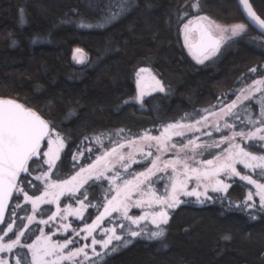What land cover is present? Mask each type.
I'll use <instances>...</instances> for the list:
<instances>
[{
  "label": "trees",
  "instance_id": "1",
  "mask_svg": "<svg viewBox=\"0 0 264 264\" xmlns=\"http://www.w3.org/2000/svg\"><path fill=\"white\" fill-rule=\"evenodd\" d=\"M250 2L264 19V0ZM201 15L246 25L203 63L182 40L184 24ZM74 47L87 54L84 61L72 59ZM262 66L264 35L246 22L236 0H0V96L30 106L49 122V131L61 135L64 145L49 168L53 179H66L90 161L93 151L84 150L79 160L74 155L92 135L120 129L135 137L166 123L192 121L202 109L226 105L263 78ZM139 67L152 69L165 89L149 93L142 103L133 98ZM246 147L264 152L262 145ZM44 161L42 154L28 161L29 171L16 183L23 191L14 189L0 223L5 244L19 240L4 250L7 264H32L28 246L41 230L68 241L86 229L100 207L92 201L101 203L102 181L80 189L77 197L88 203L81 218L55 225L59 210L48 200L34 211L23 196L42 192L44 181L37 177L48 168ZM238 171L264 184V170L238 166ZM228 181L226 191L212 192L202 202L184 197L157 230H163L161 237L148 239L150 228L137 237L122 233L131 243L105 249L91 264H264V211L257 189L239 176ZM249 192L253 208L244 204ZM74 201L62 197L59 205Z\"/></svg>",
  "mask_w": 264,
  "mask_h": 264
},
{
  "label": "rangeland",
  "instance_id": "2",
  "mask_svg": "<svg viewBox=\"0 0 264 264\" xmlns=\"http://www.w3.org/2000/svg\"><path fill=\"white\" fill-rule=\"evenodd\" d=\"M203 16L207 18L213 31L223 36L222 42L224 36L232 35L233 26L243 24L242 22L223 23L209 16ZM77 49L81 50L80 53H77ZM71 56L74 61H84L87 58V54L79 47L72 49ZM140 69H146L147 71L140 73ZM138 73H140L139 76ZM153 77H155V80H159L152 69L148 67L137 68L135 72L137 90L133 98L138 103L141 101L136 97L141 90L144 91L145 97L153 92V88L156 87ZM262 79L264 77L260 80ZM138 80H141L140 84L137 83ZM257 87L261 90L256 91ZM245 96L249 98L244 99ZM233 102H236V107L232 108V114L228 115L226 113H228L229 106ZM250 102L254 103L253 108ZM262 109H264V84H251L240 90L233 100L226 105L221 106V104H218L212 109H202L200 117L198 116L192 121L166 123L154 132L147 130L135 137L124 136L120 129L92 135L91 139L81 146V150L76 152L74 157L79 160L84 154V150L85 152L93 151L94 155L91 156L89 162L83 164L80 169L66 179L51 178L49 174L51 166L46 163L48 168L40 176L44 181L42 192L37 196H28L32 200L42 197L43 200L52 201L55 204L56 209L59 210L55 225L59 226L66 223L69 217H82L88 203L85 202L83 196L78 198L77 195L84 184L102 181L103 186L100 188L102 193L101 203L89 200V204H92L90 201L94 204H100L97 214L86 227L87 229L88 226L96 224L91 231V235L86 229L79 230L75 234L76 237L69 238L72 243H67L69 240L59 241V239L53 238V235L47 234L44 229L41 230L30 244L37 249L48 248L50 251L49 255H43L41 251L40 264H91L94 258H98L105 251L102 244H92L93 238L97 241L107 239V235L111 234L109 232L106 235V230L109 229H114L116 235L121 237H123L122 233L123 235L130 234L132 231L139 232L145 228H150V231L156 232L163 223H153V218L156 217L159 220L158 214L161 211H166L168 217L171 209L167 207V203H157L156 201L157 199L167 200L172 192L174 181L178 185L176 195L180 201L184 197H191L195 201L201 202L211 196L212 192H217L213 189L220 187L218 181L228 185V180L234 176L230 175L227 169L217 171L220 165L233 164L238 171V166L245 167V164L259 162L258 160L252 161L251 156H264V152H251L246 147L249 144H258L264 148V141L259 139V136H264V123H261V121H264V116L261 115ZM170 124L179 126L169 129L168 133H165L164 129ZM257 129H261L257 133V137L250 139V134L256 132ZM222 131L225 133H222ZM174 132H182L183 135H174L172 134ZM239 133H243V135H239ZM146 135L161 138L162 144L155 139H145ZM166 136L171 138L164 139ZM60 140L63 141L60 134L49 131V135L41 141L40 154L43 155L44 152H48L50 147L54 153L59 154L63 147L60 145ZM49 141L53 143L49 144ZM113 149H115V152H113ZM211 149L215 150L212 152L213 155L210 158H204L203 154ZM240 149L250 153V156H245ZM148 153H151V155H148ZM43 157L45 161L48 159L47 156L43 155ZM153 161H155V167H153ZM207 161H212V163L208 164ZM149 169H152L153 174L148 175L147 178L141 175L142 173L147 174ZM193 169L196 171H193ZM73 177L76 179L73 180ZM65 182L69 183L65 184ZM180 185L185 187L180 189ZM253 187L256 188V186ZM67 188H74L75 190L68 192ZM62 190L63 194L60 195L59 193ZM193 190L201 193L199 198L194 195H184V191ZM222 190L221 188L219 191ZM254 191L257 192V190ZM23 197L26 200L25 193ZM62 197H72L75 201L74 203L59 205ZM253 199L254 195H252ZM32 200L26 201L32 204ZM110 201L113 204H116L117 201L122 202L121 207L117 211H110L104 215L97 224V218L105 212V207L111 208ZM167 202L170 203L171 201L168 200ZM123 205H127V216L124 215ZM145 216L146 219H139ZM133 220L139 222L133 223ZM5 241L0 239V245L5 244ZM118 243V241H113L107 249ZM64 244H67V247H59V245ZM80 248H83L84 251L79 255L73 256L71 259H60L61 257H67L69 253H75ZM93 248H95V253ZM29 249L33 258V249L30 247ZM3 252L0 251V261L7 264Z\"/></svg>",
  "mask_w": 264,
  "mask_h": 264
},
{
  "label": "snow or ice",
  "instance_id": "3",
  "mask_svg": "<svg viewBox=\"0 0 264 264\" xmlns=\"http://www.w3.org/2000/svg\"><path fill=\"white\" fill-rule=\"evenodd\" d=\"M239 3L242 4V6L246 9L247 17L250 19L252 24L257 27L260 30H264V19H262L257 13L252 9L251 4L249 3V0H239ZM193 7H199V4H194ZM201 21L206 20V17H200ZM192 24L191 21H189L188 24L184 26L185 28V41L186 43L189 41V33H190V25ZM196 27H199L201 29V40L203 41L205 36H208V39L211 41V48L212 52L210 54H215V51L219 49V41L212 40L210 34L208 33L207 29L203 27V25H196ZM246 31V25L244 24H238L233 26L232 28V35L236 36L242 32ZM264 34V32H262ZM191 49V45H189ZM81 50L77 49V53H80ZM208 56L205 55L204 59H207ZM197 61L199 63H203V59H200L199 56H197ZM264 67V66H262ZM147 71L146 69H140V73H143ZM250 72H257L256 68L249 69ZM140 73L137 75L139 76ZM155 80V77H153ZM142 80V77H141ZM141 80H138L137 83L140 84ZM255 85H261L264 84V79L262 80H256L253 82ZM156 87L153 88V91H160L163 92L165 89L161 85L159 80H155ZM261 89L259 87L256 88V91H260ZM145 93L143 90L140 91L139 95L136 97V99L140 100L141 103L143 102V97ZM249 97L245 96L244 99H248ZM236 107V102H233L229 106L228 115L232 114L231 109ZM261 115L264 116V109L261 111ZM199 123V121H197ZM261 123H264V121H261ZM179 125H168L164 132L168 133L169 129H173L178 127ZM226 127L228 125H225ZM218 130V129H217ZM261 129H257L256 132L251 133L249 138L255 139L257 137V133H259ZM174 135H183L182 132H174L172 133ZM49 135V126L48 124L41 119L40 116H38L35 112L31 111L30 109H26L24 106L15 103L14 101H0V219H2L3 211L7 207V200L11 196L12 192L11 190L13 188H16L18 192L23 191V189L18 188L16 181L17 177H19L21 172H28L29 166L28 161L32 159L33 157L40 155V144L41 141ZM239 135H243V133H239ZM145 139H155L158 143L162 144V140L159 137H150L145 136ZM170 136L164 137V139H170ZM59 139V138H58ZM259 139L261 141H264V136H259ZM99 142V141H98ZM53 143L52 141H49V144ZM190 143H192L190 141ZM60 145L63 146V141L60 140ZM123 147V145H121ZM241 152L245 156H250V153L244 152L243 149H240ZM113 152H115V149H113ZM44 156H47L48 159L44 161L45 163L49 164L50 166H55V161L59 158L58 154L54 153L52 148H49L48 152L43 153ZM148 155H151V153H148ZM121 159H123L121 157ZM252 161H259L258 163H248L245 164V167L248 168H260L264 170V156L256 157L251 156ZM208 164H211L212 161H207ZM243 163V161H242ZM155 161H153V167H155ZM225 169L229 170L230 175L232 176H239L241 180L247 181L249 184H253L257 188L256 195L260 197V211H264V184L257 183L256 180H253L250 176L247 175H241L239 171H237L236 167L233 164L225 163L220 165L219 169L217 171H224ZM159 170V169H157ZM82 171H84L82 169ZM193 171H196L193 169ZM153 174L152 169L148 170L147 174L142 173L141 175L145 176L147 178L148 175ZM206 174V173H205ZM37 179H40V177H37ZM76 178L73 177V180ZM69 182H65V184H68ZM218 185H220L219 188H214V191H219L221 188L223 190H227L229 185L223 184L222 181L217 182ZM185 186L180 185L179 188L183 189ZM68 192H73L74 188H67ZM178 190V185L174 181L172 184V192L170 196L167 198V200L157 199V203H167L168 208H174L176 207L181 201L179 200L178 196L176 195ZM60 195L63 194V190ZM206 194V193H205ZM184 195L186 196H199L201 193L193 190V191H184ZM252 193L249 192L247 195V199L244 202L246 208H253L255 207L254 204H248V200H252ZM25 199L26 200H32L31 197L25 193ZM211 199V198H209ZM170 200L171 202L168 203L167 201ZM42 197H38L36 200H32L33 204V210L38 207L39 203H44ZM48 203H51L52 201H47ZM202 202V201H201ZM111 205V208L105 207V212L101 214L100 217L97 218V224L99 220L103 218L104 215L108 214L110 211H117L121 207L122 202L117 201L116 204H113L111 201L109 202ZM16 207H19V204L16 205ZM124 215L127 216V205H123ZM55 215V214H54ZM159 220H157L156 217L153 218V223H167V212L161 211L159 214ZM54 218L50 217V219ZM147 217H140L139 219H146ZM251 219H256L255 216H250ZM31 222L32 217L28 218ZM138 220H133V223H138ZM42 223H47V221H42ZM96 224L88 226L86 229L89 232V235H91V231L95 228ZM2 231V229H0ZM9 231H11V225H9ZM111 233L110 235H107V233ZM23 235V233H21ZM107 239L103 241H97L95 238L92 240V244H102V247L107 249L109 245L113 243V241H118L120 243L116 244L112 247L111 251L118 250L121 246H126L128 243H131L129 239L126 237L122 239L120 235H116L114 229L106 230ZM130 235L132 237L140 236V232L132 231L130 232ZM163 235V230L156 231L150 233V235L147 237L148 239H155L159 238ZM2 239V237H0ZM224 239H230L229 236H225ZM19 243V240L12 241L11 243L2 244L0 245V251L4 250H11L13 247H15L16 244ZM67 243H72L71 240H69ZM28 247L33 249V264H40V258H41V251L43 252V255H49L50 251L48 248H45L43 250L37 249L34 245H29ZM55 247V246H52ZM59 247L64 248L67 247V244L59 245ZM84 249L80 248L77 249L75 253H69L67 257H61L60 259H71L73 256L79 255L81 252H83ZM93 252L95 253V248H93ZM99 255V253H97ZM85 257L87 258V254L85 253ZM0 264H4V262L0 261ZM17 264H20L19 260L17 261Z\"/></svg>",
  "mask_w": 264,
  "mask_h": 264
},
{
  "label": "water",
  "instance_id": "4",
  "mask_svg": "<svg viewBox=\"0 0 264 264\" xmlns=\"http://www.w3.org/2000/svg\"><path fill=\"white\" fill-rule=\"evenodd\" d=\"M236 2H237V5H238V8H239V10H240V12L242 13V15H243V17L245 18V20H246V22L248 23V24H250L252 27H254L258 32H260L261 34H262V32H264V30H260V29H258L257 27H255L253 24H252V22L250 21V19L247 17V14H246V9L242 6V4H240L239 3V0H236ZM249 3L251 4V2H250V0H249ZM251 7H252V9L254 10V8H253V6L251 5ZM255 11V10H254ZM256 12V11H255ZM257 13V12H256ZM257 15H259L258 13H257ZM260 16V15H259ZM200 17H204L203 15H201V16H196L195 18H191V19H189L185 24H184V26L186 25V24H188L189 23V21H191L192 22V24L190 25V29H195V28H197V30H198V35H197V37L195 38V39H193V40H191L190 41V44H188V43H186V41H185V35L183 36V38H184V45H185V47H186V49H187V51L189 52V54L194 58V59H196L197 60V56H199V58L200 59H204V56L205 55H207V56H210L211 54V52H212V48H211V41L208 39V36H205L204 37V39H203V41L201 40V29L199 28V27H196V25H203V27L205 28V29H207V31H208V33L210 34V36H211V39L212 40H217V41H219L220 43H219V46H220V44L222 43V36L220 35V34H217V33H214L213 31H212V29H211V25H210V23L208 22V20L206 19V20H200L199 18ZM261 17V16H260ZM262 18V17H261ZM263 19V18H262ZM184 30H185V28H184ZM264 35V34H263ZM189 45H191L192 47H191V49H190V47H189ZM145 84H146V82H145ZM0 101H14L15 103H17V104H20V105H22V106H24L26 109H30L31 111H33V112H35L38 116H40L41 117V119H43L47 124H48V126H49V130H50V124H49V122L41 115V114H39L36 110H34V109H32L30 106H28V105H26V104H24V103H22L21 101H19V100H16V99H14V98H11V97H5V96H0ZM21 174V173H20ZM20 176V175H19ZM18 178L19 177H17V181H18ZM17 181H16V183H17ZM14 189L15 188H13L12 190H11V192H12V194H11V196L8 198V200H7V207H8V205H9V202H10V199H11V197H12V195H13V192H14ZM7 207L4 209V211H3V215H2V219H0V223L3 221V219H4V216H5V213H6V210H7Z\"/></svg>",
  "mask_w": 264,
  "mask_h": 264
},
{
  "label": "flooded vegetation",
  "instance_id": "5",
  "mask_svg": "<svg viewBox=\"0 0 264 264\" xmlns=\"http://www.w3.org/2000/svg\"><path fill=\"white\" fill-rule=\"evenodd\" d=\"M234 23H236V22H234ZM241 23V22H240ZM212 29V28H211ZM212 31H213V29H212ZM214 32V31H213ZM215 33V32H214ZM185 35V30H184V26L182 27V40H183V42H184V38H183V36ZM197 35H198V30H197V28H195V29H190V33H189V41L187 42L188 44H190V41L191 40H193V39H195L196 37H197ZM226 36H224V40H226ZM222 39H223V36H222ZM224 42V41H223Z\"/></svg>",
  "mask_w": 264,
  "mask_h": 264
}]
</instances>
